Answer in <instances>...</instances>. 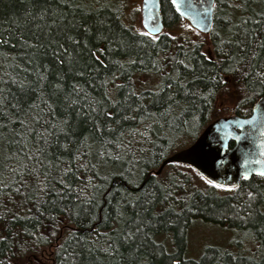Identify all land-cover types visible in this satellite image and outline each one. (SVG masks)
<instances>
[{"label": "trees", "instance_id": "trees-1", "mask_svg": "<svg viewBox=\"0 0 264 264\" xmlns=\"http://www.w3.org/2000/svg\"><path fill=\"white\" fill-rule=\"evenodd\" d=\"M124 1L0 0V264H264L263 179L219 194L188 166L180 186L148 175L224 117L217 101L246 117L264 94V0H215L202 39L168 31L182 18L159 0L155 41ZM194 221L252 249L187 259Z\"/></svg>", "mask_w": 264, "mask_h": 264}, {"label": "water", "instance_id": "water-1", "mask_svg": "<svg viewBox=\"0 0 264 264\" xmlns=\"http://www.w3.org/2000/svg\"><path fill=\"white\" fill-rule=\"evenodd\" d=\"M214 4L215 0H177L174 8L191 27L208 35L213 24ZM153 22L160 29L159 33H153L157 36L164 26L159 0H141V27L151 31ZM146 24L148 28L144 27ZM261 153H264V94L255 102L249 116H224L208 123L189 146L166 157L155 175L168 164H182L212 185L235 188L240 180L261 176L259 173L264 172Z\"/></svg>", "mask_w": 264, "mask_h": 264}, {"label": "rangeland", "instance_id": "rangeland-1", "mask_svg": "<svg viewBox=\"0 0 264 264\" xmlns=\"http://www.w3.org/2000/svg\"><path fill=\"white\" fill-rule=\"evenodd\" d=\"M125 2V1H124ZM140 4L141 0H126L125 2V23L133 25L136 29L139 31H144L141 27L140 23ZM168 31L173 33H181L183 35L190 34L193 38L196 39H202L206 35H203L199 33L197 30L192 28L189 23L181 19L175 26L171 27ZM167 30L165 32H168ZM204 44V43H203ZM202 51L205 55L208 57H213V52L211 46L208 44V42H205V44L202 47ZM141 85H138L140 89L143 87L146 88H152V91L156 90V87H152L153 83L155 84L156 78H146V77H140ZM229 95V94H226ZM235 105V101L231 99L229 96H226V99H224L222 102L217 101L215 106L217 109H222L221 114L224 116H229L227 113H230L231 109H233ZM221 117V116H220ZM223 117V116H222ZM210 123V122H209ZM184 142V146H187L190 144V141ZM176 152V151H175ZM174 153V152H173ZM178 165V164H177ZM186 171V167L184 165L179 164L178 167L173 166H166L162 172L158 175V181L162 182L163 186L170 187V184L175 183L176 185L177 181L173 178L171 175V172L174 170ZM157 169L153 170L156 171ZM188 171V170H187ZM152 172V171H151ZM150 172V173H151ZM191 174L192 172L189 171ZM154 175V174H150ZM171 175V176H170ZM189 177H192L194 175H188ZM198 180V183L200 185H205V180L202 178L196 177ZM184 179V178H183ZM181 184H177V186H180ZM176 187V186H174ZM177 189V188H176ZM186 191V190H185ZM169 195L173 194L171 189L168 190ZM216 192L221 194L224 193L223 190L220 188H216ZM182 192L176 191L174 192L173 196L175 195L176 198H182ZM186 243H185V253L184 257L187 259L197 260L203 253V250L207 246H215L220 247L223 249H227L229 251H234L236 253H247L249 250L252 249V245L246 240L245 233L240 230H235L233 228H225L222 226H218L216 224H209L201 221H194L186 230ZM248 243V244H247ZM172 248H169L170 251L174 249V245H172Z\"/></svg>", "mask_w": 264, "mask_h": 264}, {"label": "snow or ice", "instance_id": "snow-or-ice-1", "mask_svg": "<svg viewBox=\"0 0 264 264\" xmlns=\"http://www.w3.org/2000/svg\"><path fill=\"white\" fill-rule=\"evenodd\" d=\"M171 3L173 6H176L177 4V0H171ZM150 19H153L154 18H150ZM145 28H148L149 25H144ZM160 32V29L159 27L156 26V24L153 22L152 25H151V31H142V32H139V35L140 36H150L153 41H155L156 39H158V36H155L153 35V33H159ZM262 155H264V153H261ZM261 176H264V172H260L259 173ZM246 178V177H245ZM208 183L211 185L212 182L211 181H208ZM212 186H215V187H219V185H212ZM60 225L57 224L55 221L53 222V226H52V232H51V236L55 237L56 236V230L57 228H59ZM36 259V264H41V261H44V264H47V261L45 259V255L43 252H41L39 254V258H35Z\"/></svg>", "mask_w": 264, "mask_h": 264}, {"label": "flooded vegetation", "instance_id": "flooded-vegetation-1", "mask_svg": "<svg viewBox=\"0 0 264 264\" xmlns=\"http://www.w3.org/2000/svg\"><path fill=\"white\" fill-rule=\"evenodd\" d=\"M250 178L263 179V180H264V176H255V175H252V176H250L248 179H242V180H240V182H241V181H245V180H249ZM240 182H239V184H240ZM234 189H235V188H234Z\"/></svg>", "mask_w": 264, "mask_h": 264}, {"label": "bare ground", "instance_id": "bare-ground-1", "mask_svg": "<svg viewBox=\"0 0 264 264\" xmlns=\"http://www.w3.org/2000/svg\"><path fill=\"white\" fill-rule=\"evenodd\" d=\"M170 29V28H169ZM166 30H168V29H166L164 26H163V29H162V32L159 34V35H161V34H163ZM210 33V32H209ZM209 33H208V35H209ZM159 35H157V36H159ZM163 161V160H162ZM158 169V168H157ZM155 172L156 171H152L151 173H149L148 175H150V174H154L155 175ZM156 176V175H155Z\"/></svg>", "mask_w": 264, "mask_h": 264}]
</instances>
